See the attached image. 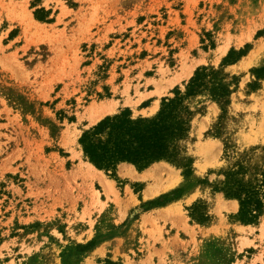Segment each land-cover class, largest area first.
Listing matches in <instances>:
<instances>
[{
    "label": "rangeland",
    "instance_id": "obj_1",
    "mask_svg": "<svg viewBox=\"0 0 264 264\" xmlns=\"http://www.w3.org/2000/svg\"><path fill=\"white\" fill-rule=\"evenodd\" d=\"M263 40L264 0H0V264H62L92 241L72 264H264V211L245 225L222 191L228 174L264 173V80L251 73ZM202 67L231 93L224 111L190 99L178 159L113 171L85 159V130L124 109L153 117Z\"/></svg>",
    "mask_w": 264,
    "mask_h": 264
},
{
    "label": "trees",
    "instance_id": "obj_2",
    "mask_svg": "<svg viewBox=\"0 0 264 264\" xmlns=\"http://www.w3.org/2000/svg\"><path fill=\"white\" fill-rule=\"evenodd\" d=\"M36 20L45 21L47 16H38ZM249 49L245 45L239 51L231 50L223 59L221 67L236 63L245 56ZM251 73L258 80H264V66L253 69ZM226 75L222 69L198 68L185 86L184 92L173 91L172 97L162 99L158 112L149 118H133L128 109L118 114L105 116L94 126L85 130L78 144L83 156L96 169L113 171L121 163L143 170L159 161H175L182 150L181 143L189 135L193 112L190 109V99L207 93L210 98L222 106L228 104L230 96L229 84L225 82ZM251 89L256 86L250 85ZM187 168L189 165H185ZM190 174L186 170L185 176ZM234 174H228L222 191L226 197L234 198L239 203L238 220L245 224H255L264 211V173L257 185L245 184L241 180H232ZM182 196L180 190L171 195H165L148 203V208L163 206ZM89 242L85 246L67 247L61 254L62 264H72L71 258L79 257L95 246ZM104 264H116L105 261Z\"/></svg>",
    "mask_w": 264,
    "mask_h": 264
},
{
    "label": "bare ground",
    "instance_id": "obj_3",
    "mask_svg": "<svg viewBox=\"0 0 264 264\" xmlns=\"http://www.w3.org/2000/svg\"><path fill=\"white\" fill-rule=\"evenodd\" d=\"M3 1V0H2ZM23 26V25H22ZM261 46H264V40L261 42V44H260V46H259V44H258V50H259V47H261ZM91 167L94 169V170H96L92 165H91ZM91 168V169H92Z\"/></svg>",
    "mask_w": 264,
    "mask_h": 264
}]
</instances>
